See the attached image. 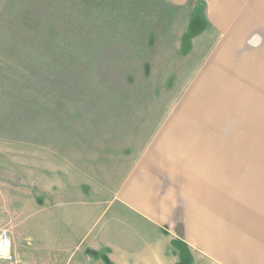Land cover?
I'll use <instances>...</instances> for the list:
<instances>
[{
  "label": "rangeland",
  "instance_id": "1",
  "mask_svg": "<svg viewBox=\"0 0 264 264\" xmlns=\"http://www.w3.org/2000/svg\"><path fill=\"white\" fill-rule=\"evenodd\" d=\"M54 138L91 181H149L264 264V0H0V141ZM177 234L186 264L207 256Z\"/></svg>",
  "mask_w": 264,
  "mask_h": 264
},
{
  "label": "crops",
  "instance_id": "2",
  "mask_svg": "<svg viewBox=\"0 0 264 264\" xmlns=\"http://www.w3.org/2000/svg\"><path fill=\"white\" fill-rule=\"evenodd\" d=\"M21 149L33 153L29 166H19L16 154ZM6 156L12 158L9 164ZM0 158V214L32 216L31 232L27 224L22 233L16 226L8 229L12 264H179L185 258L173 245L177 233L189 252L201 246L207 253L191 254L189 264H234L226 253L229 247L225 251L219 244L224 236L216 222L201 225L195 209L187 220H178L176 198L161 196L149 181L137 186L130 177L124 188L112 190L91 181L88 167L67 142L59 151L55 138L47 150L40 144L1 140ZM214 160L218 164L225 159ZM5 168L11 169L7 176Z\"/></svg>",
  "mask_w": 264,
  "mask_h": 264
},
{
  "label": "built area",
  "instance_id": "3",
  "mask_svg": "<svg viewBox=\"0 0 264 264\" xmlns=\"http://www.w3.org/2000/svg\"><path fill=\"white\" fill-rule=\"evenodd\" d=\"M0 261L5 263L15 262L10 234L6 229H0Z\"/></svg>",
  "mask_w": 264,
  "mask_h": 264
},
{
  "label": "trees",
  "instance_id": "4",
  "mask_svg": "<svg viewBox=\"0 0 264 264\" xmlns=\"http://www.w3.org/2000/svg\"><path fill=\"white\" fill-rule=\"evenodd\" d=\"M88 253H90V254H93V255H98V253H97V252H95V251H92V250H88ZM104 259H105V261H107V259H106V258H104ZM179 264H185V263H184V261L181 259Z\"/></svg>",
  "mask_w": 264,
  "mask_h": 264
},
{
  "label": "bare ground",
  "instance_id": "5",
  "mask_svg": "<svg viewBox=\"0 0 264 264\" xmlns=\"http://www.w3.org/2000/svg\"><path fill=\"white\" fill-rule=\"evenodd\" d=\"M204 175V174H203ZM215 177V176H214ZM200 196V195H199Z\"/></svg>",
  "mask_w": 264,
  "mask_h": 264
}]
</instances>
